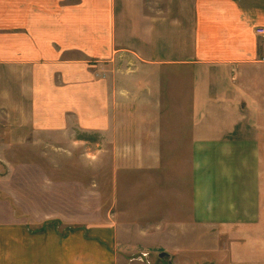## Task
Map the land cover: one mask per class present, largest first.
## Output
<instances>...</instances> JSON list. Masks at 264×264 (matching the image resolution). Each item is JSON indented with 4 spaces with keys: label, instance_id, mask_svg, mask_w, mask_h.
<instances>
[{
    "label": "crops",
    "instance_id": "obj_1",
    "mask_svg": "<svg viewBox=\"0 0 264 264\" xmlns=\"http://www.w3.org/2000/svg\"><path fill=\"white\" fill-rule=\"evenodd\" d=\"M259 27L264 0H0V264H264ZM93 133L175 173L158 217L57 208L25 157Z\"/></svg>",
    "mask_w": 264,
    "mask_h": 264
},
{
    "label": "rangeland",
    "instance_id": "obj_2",
    "mask_svg": "<svg viewBox=\"0 0 264 264\" xmlns=\"http://www.w3.org/2000/svg\"><path fill=\"white\" fill-rule=\"evenodd\" d=\"M109 143L94 133L77 135L70 140L57 141L61 150H56L55 154H45V147L40 146V155L35 154L38 150H33L34 155L25 159L37 160L46 173L58 181L56 193L62 202L59 205L57 201V208H61L59 210L87 216L90 223L95 222L96 217L105 222L116 218L125 225L143 215L158 217L155 213L159 211L160 196L167 190L166 183L176 179L175 173H168L169 179L167 173L160 170L129 173L124 168L115 171L114 161L118 157L112 155ZM187 190L185 188L183 192ZM139 222L148 223L154 228L161 224L158 218L141 219ZM137 256L144 260L149 258L147 255Z\"/></svg>",
    "mask_w": 264,
    "mask_h": 264
},
{
    "label": "built area",
    "instance_id": "obj_3",
    "mask_svg": "<svg viewBox=\"0 0 264 264\" xmlns=\"http://www.w3.org/2000/svg\"><path fill=\"white\" fill-rule=\"evenodd\" d=\"M256 33L261 35V36H264V27H259L256 29ZM261 60L264 61V51H263V55L261 57Z\"/></svg>",
    "mask_w": 264,
    "mask_h": 264
},
{
    "label": "water",
    "instance_id": "obj_4",
    "mask_svg": "<svg viewBox=\"0 0 264 264\" xmlns=\"http://www.w3.org/2000/svg\"><path fill=\"white\" fill-rule=\"evenodd\" d=\"M161 255H162V256H165V255H166V253H164V252H163Z\"/></svg>",
    "mask_w": 264,
    "mask_h": 264
}]
</instances>
